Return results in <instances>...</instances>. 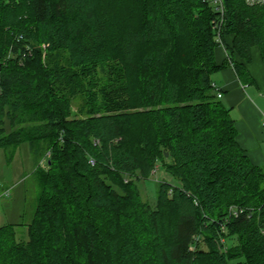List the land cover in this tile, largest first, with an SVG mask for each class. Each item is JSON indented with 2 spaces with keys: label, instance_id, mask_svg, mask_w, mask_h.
I'll list each match as a JSON object with an SVG mask.
<instances>
[{
  "label": "trees",
  "instance_id": "trees-1",
  "mask_svg": "<svg viewBox=\"0 0 264 264\" xmlns=\"http://www.w3.org/2000/svg\"><path fill=\"white\" fill-rule=\"evenodd\" d=\"M223 1L219 34L213 0H0V155L46 159L27 232L0 226V264H264V167L212 79L219 35L264 59V3ZM161 160L174 182L152 205L138 182Z\"/></svg>",
  "mask_w": 264,
  "mask_h": 264
},
{
  "label": "crops",
  "instance_id": "crops-1",
  "mask_svg": "<svg viewBox=\"0 0 264 264\" xmlns=\"http://www.w3.org/2000/svg\"><path fill=\"white\" fill-rule=\"evenodd\" d=\"M232 46V35L218 42L216 62L224 66L212 79L235 121L239 145L255 165L264 167V59L258 46L252 48L249 62L233 52ZM233 62L245 63L252 79L243 81Z\"/></svg>",
  "mask_w": 264,
  "mask_h": 264
},
{
  "label": "rangeland",
  "instance_id": "rangeland-1",
  "mask_svg": "<svg viewBox=\"0 0 264 264\" xmlns=\"http://www.w3.org/2000/svg\"><path fill=\"white\" fill-rule=\"evenodd\" d=\"M6 1L8 2L9 0ZM129 7L130 8L127 10L123 5H116L114 8L113 6H109L108 12L126 17V13L130 9L132 10L135 8L134 4H130ZM223 7L225 9L224 1ZM224 21L225 13L222 18V25ZM43 49L45 59V45H43ZM80 104V98L77 96L73 97L72 109L74 112L77 111ZM45 164V157H38L30 151L27 146H22L15 157H9V160L3 155H0V180L3 187L2 191L10 190V196L0 197V226L7 224L18 225L19 231L27 232V228H23L22 225H27L32 220L40 191L38 177L33 172L39 165L45 167ZM163 165L162 160L159 161L158 169L153 173L151 178L143 179L138 182L141 194L152 205L157 203L158 183L163 180L174 182L173 178L163 169ZM227 243L231 245L233 241L228 240ZM200 246L203 249H208L203 238H201Z\"/></svg>",
  "mask_w": 264,
  "mask_h": 264
},
{
  "label": "built area",
  "instance_id": "built-area-1",
  "mask_svg": "<svg viewBox=\"0 0 264 264\" xmlns=\"http://www.w3.org/2000/svg\"><path fill=\"white\" fill-rule=\"evenodd\" d=\"M213 2L215 4V6H216V9L219 10L221 12V14H222L221 20L219 22L217 21L215 23V26L218 28L219 34H220V29H221V26H222L221 22H222V18L224 16V13H225V9L223 7V0H213ZM246 2H247L248 5L254 6V5L263 4L264 0H246ZM220 39L221 38H220V35H219L218 36V41H220ZM216 90H217L218 97H222V92L219 89H217V88H216ZM263 118H264V114H263ZM92 163H94L93 160H92ZM2 196H10V190L1 191L0 192V197H2ZM240 212L241 211L235 206H232L230 208V216H236L237 217Z\"/></svg>",
  "mask_w": 264,
  "mask_h": 264
},
{
  "label": "water",
  "instance_id": "water-1",
  "mask_svg": "<svg viewBox=\"0 0 264 264\" xmlns=\"http://www.w3.org/2000/svg\"><path fill=\"white\" fill-rule=\"evenodd\" d=\"M1 67H2V66H1V63H0V69H1ZM166 155L168 156V153H166Z\"/></svg>",
  "mask_w": 264,
  "mask_h": 264
}]
</instances>
